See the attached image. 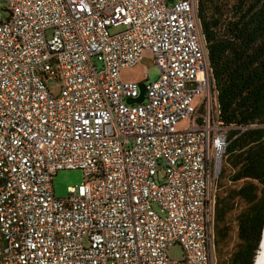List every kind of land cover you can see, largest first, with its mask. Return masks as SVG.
I'll list each match as a JSON object with an SVG mask.
<instances>
[{
  "label": "built area",
  "instance_id": "obj_1",
  "mask_svg": "<svg viewBox=\"0 0 264 264\" xmlns=\"http://www.w3.org/2000/svg\"><path fill=\"white\" fill-rule=\"evenodd\" d=\"M253 126L220 117L196 0H0V264H215L216 181ZM60 169L83 178L64 197Z\"/></svg>",
  "mask_w": 264,
  "mask_h": 264
},
{
  "label": "trees",
  "instance_id": "obj_2",
  "mask_svg": "<svg viewBox=\"0 0 264 264\" xmlns=\"http://www.w3.org/2000/svg\"><path fill=\"white\" fill-rule=\"evenodd\" d=\"M196 15L222 121L254 124L229 135L220 175L227 164V180L239 184L222 196L215 191L213 224L218 247L226 215L241 203L237 243L225 264H251L264 219V0H196Z\"/></svg>",
  "mask_w": 264,
  "mask_h": 264
},
{
  "label": "rangeland",
  "instance_id": "obj_3",
  "mask_svg": "<svg viewBox=\"0 0 264 264\" xmlns=\"http://www.w3.org/2000/svg\"><path fill=\"white\" fill-rule=\"evenodd\" d=\"M1 15H5V12H1ZM114 31V29H110ZM120 75L126 80H142L143 83H147L156 78L157 71L153 65L150 54L145 51L143 57L134 66L128 69H121ZM145 79V80H144ZM47 87L52 93H56L58 90V84L55 80L47 81ZM179 125H182L180 123ZM230 169L227 164H224L222 173L218 178L216 184V195L222 196L229 187H234L239 184L231 183L227 180ZM82 172L80 169H60L51 177V188L54 196L64 197L67 193L68 186H74L82 182ZM240 202L226 215V225L228 232L226 237L220 242L218 247H214V260L215 264H225L229 254L234 250L237 237H236V221L235 214L240 208ZM167 254L173 259H180L181 251L177 244H172L167 248Z\"/></svg>",
  "mask_w": 264,
  "mask_h": 264
},
{
  "label": "water",
  "instance_id": "obj_4",
  "mask_svg": "<svg viewBox=\"0 0 264 264\" xmlns=\"http://www.w3.org/2000/svg\"><path fill=\"white\" fill-rule=\"evenodd\" d=\"M138 90H139V93H138V95L136 97L127 98L126 99V102L127 103L140 102L142 100L143 90H144V83L143 82H139L138 83ZM263 228H264V219H263V222H262V225H261V228H260L259 238H258V241H257V244H256V249L254 251V255H253L252 263L251 264H254V261H255V257L257 255V252L260 250V243H261V237H262Z\"/></svg>",
  "mask_w": 264,
  "mask_h": 264
},
{
  "label": "bare ground",
  "instance_id": "obj_5",
  "mask_svg": "<svg viewBox=\"0 0 264 264\" xmlns=\"http://www.w3.org/2000/svg\"><path fill=\"white\" fill-rule=\"evenodd\" d=\"M254 264H264V228L261 237L260 250L257 252Z\"/></svg>",
  "mask_w": 264,
  "mask_h": 264
}]
</instances>
